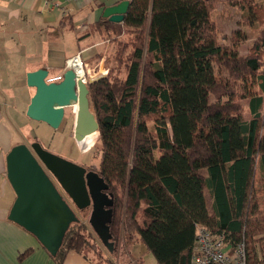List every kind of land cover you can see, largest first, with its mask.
Instances as JSON below:
<instances>
[{"label": "trees", "instance_id": "trees-1", "mask_svg": "<svg viewBox=\"0 0 264 264\" xmlns=\"http://www.w3.org/2000/svg\"><path fill=\"white\" fill-rule=\"evenodd\" d=\"M218 1L132 0L123 23L97 25L118 48L107 77L89 85L113 242L136 239L157 264H191L199 226L264 264V7L234 4L262 27L244 54L246 32H219ZM95 239L73 223L55 262L88 257Z\"/></svg>", "mask_w": 264, "mask_h": 264}, {"label": "crops", "instance_id": "crops-1", "mask_svg": "<svg viewBox=\"0 0 264 264\" xmlns=\"http://www.w3.org/2000/svg\"><path fill=\"white\" fill-rule=\"evenodd\" d=\"M116 3L71 0L56 7L43 0H0V264H57L33 234L9 220L16 194L7 177L6 158L14 146L23 144L24 126L33 121L27 109L36 89L28 86L27 74L44 68L50 79H61L67 60L79 52L97 64L98 75L108 74L105 63L111 58L102 54L113 42L106 46L97 25L105 19V8ZM63 264L98 263L70 252Z\"/></svg>", "mask_w": 264, "mask_h": 264}, {"label": "water", "instance_id": "water-1", "mask_svg": "<svg viewBox=\"0 0 264 264\" xmlns=\"http://www.w3.org/2000/svg\"><path fill=\"white\" fill-rule=\"evenodd\" d=\"M130 5V1L123 0L109 6L105 8L103 18L123 23ZM107 75L89 73V81L84 83L77 79L72 69H67L61 81L56 83L49 81L47 69L28 73L27 84L35 88L36 93L27 109V116L57 130L65 109L78 106L76 138L82 147H86L90 135L99 133V123L91 108L89 85ZM6 162L7 177L16 194L9 220L33 234L50 255L55 257L58 254L70 226L80 219L47 172L57 180L77 210L92 208L89 225L103 246L110 253L114 252L115 243L110 229L114 196L97 172L86 173L82 167L45 150L38 142L31 146H14Z\"/></svg>", "mask_w": 264, "mask_h": 264}, {"label": "rangeland", "instance_id": "rangeland-1", "mask_svg": "<svg viewBox=\"0 0 264 264\" xmlns=\"http://www.w3.org/2000/svg\"><path fill=\"white\" fill-rule=\"evenodd\" d=\"M110 2V1H108ZM237 0H219L216 4V8L213 12V19L217 23L219 27V32L221 35H231L232 31L239 26V29H242L246 32L248 36V41L245 42L241 46V50L244 54L248 52V49L251 47L253 42L258 37L262 27L260 25H254L253 27H249L246 25L247 20L244 17L242 10L239 9V6L234 5ZM258 7H264V0H257ZM130 38L129 35H123L121 40H128ZM106 46L108 45V41L112 43V41L108 38L103 39ZM71 50L73 49L70 47ZM117 48V43L109 44L106 47V53H103L105 50L102 51V55H107L108 58H111V61L106 60V65L112 67L114 64L113 62V55ZM94 62V61H93ZM95 63V62H94ZM110 64V65H109ZM218 72V70H217ZM244 105L246 101H243ZM246 106V105H245ZM244 106V107H245ZM78 107H75V111H77ZM28 125L24 126L22 131L21 140L23 144L31 146L32 143L38 142L42 145L43 148L46 150H50L53 152L61 153L62 151L66 150L63 138L61 135V131H55L50 126L45 123L41 122H28ZM264 133V128H263ZM99 140V133H93L92 136L89 138V142L83 151H88L89 157L92 156V163L94 167H98L99 165V157L97 155V150L95 149L96 144ZM207 200L210 205V197L207 195ZM263 200V208H264V197ZM78 217L81 221L85 222L88 226L89 233H92L96 238L95 241L97 243V251L96 252H89L88 256L91 257L98 264H143L141 260L143 258L144 264H157L155 257L148 252L145 247L136 239H130L126 236L121 237L118 241L117 245L115 243L116 253H110L101 243L91 226L89 225V217L91 214V210H85L82 212H77ZM139 221L142 224V216H139ZM144 251L142 258L140 256L141 251Z\"/></svg>", "mask_w": 264, "mask_h": 264}, {"label": "built area", "instance_id": "built-area-1", "mask_svg": "<svg viewBox=\"0 0 264 264\" xmlns=\"http://www.w3.org/2000/svg\"><path fill=\"white\" fill-rule=\"evenodd\" d=\"M71 0H43L47 5H55L56 7H64ZM117 3L123 0H116ZM132 1V0H128ZM116 3V4H117ZM80 29V28H79ZM65 69H72L78 80L88 83V74L97 73V64L86 61L82 53L69 58L66 62ZM196 243L191 264H248L247 250L244 242L236 247L228 243L225 234L212 233L203 226L197 227Z\"/></svg>", "mask_w": 264, "mask_h": 264}, {"label": "flooded vegetation", "instance_id": "flooded-vegetation-1", "mask_svg": "<svg viewBox=\"0 0 264 264\" xmlns=\"http://www.w3.org/2000/svg\"><path fill=\"white\" fill-rule=\"evenodd\" d=\"M48 78H49V81L56 82V83H59L62 79V77H61V79H54V80L50 79V77H48ZM76 115H77V111H75V107L66 108L63 121H62L60 127L57 130H55V131H61V135L63 138L64 145H65V147H67L66 150L62 151L61 153L53 152L50 150H47V151L65 159L71 163H74V164L82 167L83 169L86 170V173H89L92 171L97 172L95 170L94 164L91 161L92 156L89 157V155H88L89 150L83 151V148H85V147H82L76 138V132H75ZM90 137H91V135H90ZM47 173H48L49 177L51 178V180L56 185V187L58 188V190L64 196V198L72 206V208L74 210H76V212H79V210H77L74 207V205L72 204V201L69 198V196L62 190V188L59 185V183L57 182V180L49 172H47ZM85 210H92V208H88ZM85 210H83V211H85Z\"/></svg>", "mask_w": 264, "mask_h": 264}, {"label": "bare ground", "instance_id": "bare-ground-1", "mask_svg": "<svg viewBox=\"0 0 264 264\" xmlns=\"http://www.w3.org/2000/svg\"><path fill=\"white\" fill-rule=\"evenodd\" d=\"M75 107H78V106H75ZM92 136V135H91Z\"/></svg>", "mask_w": 264, "mask_h": 264}]
</instances>
